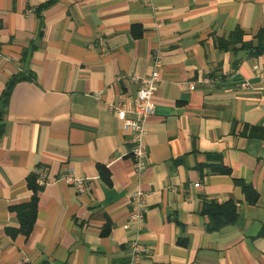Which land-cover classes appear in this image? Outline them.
<instances>
[{"label": "crops", "instance_id": "obj_1", "mask_svg": "<svg viewBox=\"0 0 264 264\" xmlns=\"http://www.w3.org/2000/svg\"><path fill=\"white\" fill-rule=\"evenodd\" d=\"M154 6L0 0V264H125L137 239L139 264H264V0ZM157 57L138 176L113 106ZM37 167L51 183L27 234ZM69 169L85 193L60 181ZM139 187L148 213L127 229ZM210 203L234 204L240 221L210 231Z\"/></svg>", "mask_w": 264, "mask_h": 264}, {"label": "built area", "instance_id": "obj_2", "mask_svg": "<svg viewBox=\"0 0 264 264\" xmlns=\"http://www.w3.org/2000/svg\"><path fill=\"white\" fill-rule=\"evenodd\" d=\"M146 4L151 8L154 6V0H145ZM163 61L160 57L155 60V68L152 74L145 78H137L139 90L136 97L131 100H123L113 106V110L117 115L118 120L123 124L125 132L130 134V142L133 145L131 156L135 164V170L138 176H141L148 166V150L146 139L149 135L147 130V123L156 112L154 103V96L159 90L161 83V69ZM255 70L259 74V78L264 83V71L258 66ZM244 89L249 88L247 82L242 84ZM190 88H194L193 85ZM36 184L40 187H45L51 182L47 172L42 167L35 169ZM60 181L66 182L69 186L75 188L78 193H85L87 191L88 180L84 178H77L73 169H69L60 177ZM199 187V185H197ZM133 213L130 215L129 224H135L139 230L142 229L144 220L148 213L147 194L139 187L131 197ZM131 255L125 264H139L146 258L149 249L143 245L138 239L130 244Z\"/></svg>", "mask_w": 264, "mask_h": 264}, {"label": "trees", "instance_id": "obj_3", "mask_svg": "<svg viewBox=\"0 0 264 264\" xmlns=\"http://www.w3.org/2000/svg\"><path fill=\"white\" fill-rule=\"evenodd\" d=\"M240 36L241 32H237ZM30 187L34 191L32 202L23 207L21 214L22 227L27 228V234L32 230L38 213V197L37 193L40 186L36 184L35 176L30 179ZM249 194H251L249 192ZM204 214L210 218L208 229L210 231L220 230L228 225L237 224L240 221V215L234 204H225L222 206L210 203L205 204Z\"/></svg>", "mask_w": 264, "mask_h": 264}]
</instances>
